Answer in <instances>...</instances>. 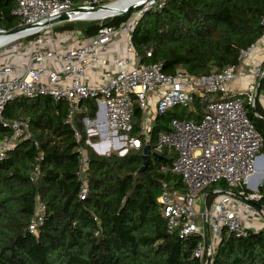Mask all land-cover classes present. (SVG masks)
Instances as JSON below:
<instances>
[{"label": "trees", "instance_id": "1", "mask_svg": "<svg viewBox=\"0 0 264 264\" xmlns=\"http://www.w3.org/2000/svg\"><path fill=\"white\" fill-rule=\"evenodd\" d=\"M164 1L161 8L144 11L133 42L144 62H162L167 72L182 66L195 74H208L227 65L238 66L240 51L264 32V0ZM16 4V0H0V27L18 25L20 18L12 13ZM142 8L102 20H71L55 28H77L90 37L101 26H117ZM150 48L152 55L147 56ZM193 104L197 113L178 114L175 107L156 118L152 152L142 169L144 141L124 155L100 154L87 143L84 118L95 117V99L81 100L83 110L75 113L72 123L64 99L20 96L11 100L5 116L27 120L32 137L21 140L0 159V264H203L193 255L199 236L169 233L158 200L163 180L185 190L179 174L162 170L163 165L172 166L178 152L166 147L155 151L158 134L172 129L170 121L175 116L198 120L202 114L198 97ZM247 107L264 134V111L258 102L255 109ZM141 118L137 107L133 133L138 132ZM10 133L0 122V138ZM83 149L87 151L85 198L79 196ZM259 189L264 197V183ZM212 196L209 193L208 201ZM39 202L45 204L44 220L34 234L30 224ZM209 264H264L263 232L225 235Z\"/></svg>", "mask_w": 264, "mask_h": 264}, {"label": "built area", "instance_id": "2", "mask_svg": "<svg viewBox=\"0 0 264 264\" xmlns=\"http://www.w3.org/2000/svg\"><path fill=\"white\" fill-rule=\"evenodd\" d=\"M16 2L12 13L20 22L14 28L0 27V122L11 129L0 138V159L21 140L32 137L27 120L5 116L7 104L20 96L66 100L71 123L75 113L83 110L81 100L95 99V117L84 119L95 126L91 131L102 136L103 144L90 142L102 154L115 152L111 151L113 144L120 155L139 148L143 141L150 145L156 118L169 109L188 107L198 97L201 117H173L172 129L161 131L155 145V151L166 147L178 152L172 166L163 165L162 170L176 172L185 184L182 190L167 180L161 182L158 200L167 231L182 236L197 234L193 255L203 264L214 258L225 235L246 237L250 230L264 234V197L259 189L264 183V134L247 107L256 108L257 94L264 84V54L258 62H249L264 42V32L240 51L238 66L227 65L208 74H195L182 66L167 72L162 62H144L137 52L133 35L139 18L135 14L117 26H101L90 37L77 28L57 30L52 22L64 12L69 14L66 20L92 19L77 7L91 8L107 0ZM164 3L149 0L137 14L161 8ZM119 41L124 43L122 52L110 58L112 44ZM151 55L152 48L147 51V56ZM100 66L105 69L104 79L92 82ZM137 107L142 118L138 132L133 133ZM73 128L80 140L79 131ZM85 152L83 149L79 171L81 198L88 193ZM209 193L213 194L210 201ZM44 209L45 204L39 202L30 224L34 234L43 223Z\"/></svg>", "mask_w": 264, "mask_h": 264}, {"label": "crops", "instance_id": "3", "mask_svg": "<svg viewBox=\"0 0 264 264\" xmlns=\"http://www.w3.org/2000/svg\"><path fill=\"white\" fill-rule=\"evenodd\" d=\"M112 46H113V48L111 51H109V54H108V56L110 58L117 56V55H119L120 52H122V50L124 48V43L122 41L120 43V41H119V42L112 44ZM263 54H264V42H262L258 46V48L252 53L249 62L251 64L258 62L262 58ZM249 67H250V65H248L247 69H249ZM104 71H105L104 66H100L99 69L96 70L94 76L91 77V81L92 82H95V81L101 82L104 79ZM238 84H235V85H238ZM257 102L260 105V107L262 108V110L264 111V84L262 85L261 89L259 90V92L257 94ZM100 154H102V153H100ZM86 156H87V151L84 154L85 158H86Z\"/></svg>", "mask_w": 264, "mask_h": 264}, {"label": "water", "instance_id": "4", "mask_svg": "<svg viewBox=\"0 0 264 264\" xmlns=\"http://www.w3.org/2000/svg\"><path fill=\"white\" fill-rule=\"evenodd\" d=\"M148 1L149 0H133V2H131L130 4H128L126 7L121 8L120 10L114 12L112 15H109V16H113V15H116V14H120V13L126 12V11H128L130 9H133V8L137 7V6L143 5L146 2H148ZM109 3L110 2L105 3V4H101V5H98V6H94V7H91V8H86V7L78 6L77 9L78 10H84L85 12H92V11H96V10L103 9V8L107 7V5ZM68 18H69V14L67 12H64L60 16L52 19V22H57V21H60V20L68 19ZM88 18H92V17H88ZM10 31L15 32L17 30L15 29V30H10ZM102 110H104V105H101L100 106V111H102ZM151 152H152V150L150 148V145L149 144H146L144 146V152L142 154L143 160H144L142 169L148 164L149 155H150Z\"/></svg>", "mask_w": 264, "mask_h": 264}, {"label": "rangeland", "instance_id": "5", "mask_svg": "<svg viewBox=\"0 0 264 264\" xmlns=\"http://www.w3.org/2000/svg\"><path fill=\"white\" fill-rule=\"evenodd\" d=\"M111 1H114V0H110L109 2ZM141 10H135L132 12V15L135 14L136 17L140 18L143 16V13H138L137 12H140ZM99 19H103V18H99ZM68 21H71V20H60V21H57L55 22L56 26H66L67 24H69ZM214 95H217L216 93ZM176 110L178 112V114H183V113H186L187 111H195L197 113V108L195 106V104L191 103L188 107H185V106H178L176 107ZM88 119H92V118H88ZM84 122H85V119H84ZM85 125H86V129H87V134H88V138H87V143H89L92 147H93V144L91 142H96L97 145L100 146V144L102 145V136L98 133H92L91 131V128H95V126H90L88 125L86 122H85ZM91 141V142H90ZM110 147H111V151H115V152H118V150H115L114 147H113V144L111 145L110 144ZM94 148V147H93ZM264 152V150H263ZM119 153V152H118ZM262 179H264V175L262 176ZM212 199V197L210 198Z\"/></svg>", "mask_w": 264, "mask_h": 264}, {"label": "bare ground", "instance_id": "6", "mask_svg": "<svg viewBox=\"0 0 264 264\" xmlns=\"http://www.w3.org/2000/svg\"><path fill=\"white\" fill-rule=\"evenodd\" d=\"M131 2H133V0H114V1H111L107 5V7L103 9H99V10L92 11V12H84L83 15L92 17L94 19L105 18L109 15H112L114 12L120 10L121 8L126 7Z\"/></svg>", "mask_w": 264, "mask_h": 264}]
</instances>
